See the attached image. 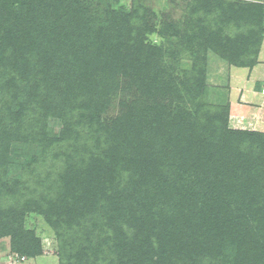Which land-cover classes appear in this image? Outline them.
Wrapping results in <instances>:
<instances>
[{"label": "trees", "instance_id": "1", "mask_svg": "<svg viewBox=\"0 0 264 264\" xmlns=\"http://www.w3.org/2000/svg\"><path fill=\"white\" fill-rule=\"evenodd\" d=\"M217 3L231 13L227 24L236 34L230 37L223 35L224 25L211 18ZM75 4L81 2L0 0V44L14 39L21 53L6 51L3 57L24 73L32 64L52 69L46 80L59 89L49 87L47 98L38 97V102L48 104L41 107L62 124L59 133L47 122L43 131L35 130L44 150L26 161L10 157L9 147L0 146V205L7 206L0 210V234L14 228L6 234L14 248L21 246L27 232L10 212V200L22 190L27 197L23 208L44 214L55 229L61 264H72L69 247H78L77 253L83 250L85 264H264V147L259 148L264 134L229 128L227 110L203 117L185 108L204 88L201 42H213L225 57L234 42L231 61L255 65L264 39V6L242 0H215L214 5L211 0H189L186 27L180 20L170 25L176 45L162 42L147 50L141 31L151 25L145 19L140 34L133 29L137 42L132 39V53L124 50L123 40L111 49L115 62L99 52H83L69 67L71 57L55 43L66 29L54 25L59 30L54 36L44 30V23L53 17L55 24L77 17L83 8ZM12 14L17 21L13 25ZM239 19L247 21L242 33ZM38 30L49 37L34 46ZM193 40L201 42L194 45ZM33 47L42 49L36 62L24 57ZM183 59L191 60L192 68L179 80L175 73ZM120 73L134 85L133 94L121 102L118 115L106 120L102 114L109 97L102 88L117 86ZM15 98L16 115L32 107L30 103L20 109L23 100ZM45 165L57 179L39 184V176L23 180L10 175L16 167L35 174Z\"/></svg>", "mask_w": 264, "mask_h": 264}, {"label": "rangeland", "instance_id": "2", "mask_svg": "<svg viewBox=\"0 0 264 264\" xmlns=\"http://www.w3.org/2000/svg\"><path fill=\"white\" fill-rule=\"evenodd\" d=\"M77 1L78 3L79 1L81 2L80 5L83 8L79 10L77 17L76 14L64 17L60 24H55L54 21H52L55 20L53 17L51 20L44 23L45 28L42 27L44 30L48 29L53 32L50 33L54 34V36L59 31L54 25L66 29L67 34L63 39H57L55 43L60 47V50L63 48L67 57H71V61L69 62L70 65L67 63L69 67L75 66L73 58L77 57L78 54L82 56L83 52H99L104 58H107L109 61H114L115 56L111 52V49L123 40L125 43L124 50L128 53H132L135 49L132 42L133 36L135 35L133 29L139 33L138 27L144 26L143 23L145 19V21L151 25L150 27H144L141 31L142 43L148 46L147 50L151 52L153 51V46H160L164 43L166 46H171V44L176 45L177 38L174 34H171L172 29L170 25L180 20L184 23L182 27L185 28V22L188 20L185 7L189 0ZM242 1L262 4L264 6V0ZM213 3H215V0H211L212 5H214ZM75 5L76 7L80 6L79 4ZM222 6L221 3L216 5L217 10L214 13L211 12V18H217V20L225 26H222L225 28V30H223V35L230 37L231 33H235V28L233 29V27H231L232 25L230 26V24H227L228 13L230 12L220 8ZM223 7L226 6L224 5ZM212 8L213 6L210 9ZM15 14L9 16L12 18L10 21L11 25L16 21L13 19ZM18 16L17 13V17ZM126 16L131 17V21H129ZM20 17L24 18V15ZM240 22H242V26L239 33H242V30L247 28V21L245 19L240 21L239 19L237 23ZM19 26L18 24L17 27ZM175 27H178L177 24H175ZM232 29L233 31H231ZM43 33L44 32L38 30L37 37L32 38L35 42L34 46L43 44L44 37L47 36L43 35ZM50 33L47 34L49 35ZM1 38L0 35V39ZM62 40L65 42L59 45ZM133 40L137 42V38ZM49 41L52 42L53 46L54 37ZM198 42H201V40H193L194 45H197ZM213 45V42L212 45L211 43L207 44L205 41L201 42L202 48L199 47V50L204 52L205 57L204 88H202L199 94L192 100H187L185 102V108L193 113H195V109L196 115L202 114L203 117H206L208 112L210 116H212L219 110H227L229 128L238 131L264 134V39L261 42L254 66H239L231 61V58L235 55L234 42H232L230 49H228L230 52V56L228 57H225L215 48L216 45ZM49 46L51 47V45ZM138 46L139 45H137V47ZM18 47L14 39L10 43L6 39L2 45L0 44V146H8L11 150L10 157H15L22 162L28 160L31 154L38 155L44 150L43 144L41 143V134L36 133L35 130H39L40 132L43 131V127H45L44 123L47 122L50 123L53 133H59L62 124L59 118L53 117V113L51 114L50 112L48 115L45 108L41 107L42 104L46 103L43 102L40 104L38 102V97L42 98V101L47 98V93L51 91L50 88L52 90L59 89L57 85H51L49 82L50 80H46L47 75L52 69H47L44 65L41 66L44 67V70H41V67L35 68L32 64L34 70L30 68L31 71L29 69L24 73L14 68L11 59L5 58L3 55L6 51H8L9 55L11 52L14 53V51L18 55ZM36 48L33 47L32 49L26 50L25 54H28V56L24 57L30 59L32 62H36L35 57L42 51V49ZM41 54L42 53L39 55ZM19 55L21 56V53ZM94 64L99 65L100 63L95 62ZM191 68L192 61L183 59L180 66L176 68L175 75L179 80H183L186 76L185 71ZM63 78L66 79L65 76H63ZM127 79L128 76L125 77L120 73L117 75V86L112 83L103 85L102 90L105 91L109 97L108 108L102 114L104 119L110 120L118 115L122 111L121 102L131 99L133 94L131 89L132 87L134 89V85L130 84L131 82L129 80L127 82ZM101 83L103 82L101 81ZM189 84L191 83L189 82ZM15 96L23 100L22 102L20 101V109L23 105H30V103H32V107L28 108L27 111L22 109L19 115H16L18 114L16 113V109H19V107H14ZM57 98H59V96L51 100L53 106L55 105L53 100L55 101ZM195 105H197V107ZM46 106L49 107L48 104H46ZM35 118L36 120H34ZM212 118L215 119V116ZM200 133L202 134L201 131ZM262 147H264V143L259 148L263 150L264 148L262 149ZM22 152L24 156L19 157ZM257 153H259V155ZM257 153L255 158H257L260 163L262 159L259 150ZM191 154V158L194 161L196 155L195 153ZM25 155H28V157ZM51 155L52 154L48 156L46 161L51 159ZM40 165H43V162ZM16 168L17 170L13 169L11 171V176L17 175V177H21L23 180L39 176V184L47 181L49 183L58 178V175L52 172V169L46 165L38 168L35 174L32 172H23L22 168ZM262 170H264V167ZM258 172L262 173L261 171ZM225 179L226 178H224V180ZM54 187H56V185L52 186V188ZM52 188L49 190L51 191ZM21 191L22 190H18L10 200V212H13L12 215H16L15 218L17 217L18 224L20 223L27 233L26 236H21V246L17 248L13 247L11 235L6 234L10 229L14 228L6 229V233L2 232L0 234V264H61L59 241L55 229L47 221L44 214L29 208H23L27 197L22 196ZM0 206L1 211L7 208V206L4 205ZM77 252H79L78 247H69V254L72 256L70 257L72 264H85L83 261V259H85L83 250L81 253Z\"/></svg>", "mask_w": 264, "mask_h": 264}]
</instances>
